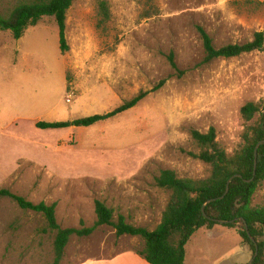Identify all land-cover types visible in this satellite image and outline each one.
<instances>
[{
	"label": "rangeland",
	"instance_id": "rangeland-1",
	"mask_svg": "<svg viewBox=\"0 0 264 264\" xmlns=\"http://www.w3.org/2000/svg\"><path fill=\"white\" fill-rule=\"evenodd\" d=\"M19 1L0 0V13L8 17ZM99 1H74L64 54L53 17L20 40L0 31V189L55 203L62 229L94 226L99 200L114 222L124 216L154 231L171 195L156 185L161 171L179 179L211 175L194 157L201 150L191 132L214 128L232 155L243 144L241 109L264 99V52L204 63L198 27L216 48L251 42L264 33V0H106L105 32L97 27ZM163 80L133 109L92 127L36 128L106 114ZM263 204L264 182L252 205ZM205 230L188 243L186 264H249L252 254L234 230ZM55 235L42 215L0 198V264H54ZM144 244L104 225L73 236L60 264H137Z\"/></svg>",
	"mask_w": 264,
	"mask_h": 264
},
{
	"label": "trees",
	"instance_id": "trees-1",
	"mask_svg": "<svg viewBox=\"0 0 264 264\" xmlns=\"http://www.w3.org/2000/svg\"><path fill=\"white\" fill-rule=\"evenodd\" d=\"M75 0H20L8 17L0 13V31H9L15 40H20L28 27L36 26L43 17L55 18L59 29V46L61 53L69 50L66 37L67 15ZM251 3H259L251 0ZM99 30L105 32L111 19L109 4L106 0L98 4ZM201 36L205 60L211 63L217 59H232L253 52H264V33L257 32L251 42L245 44H229L216 48L213 39L202 28L198 27ZM173 69L178 70L171 56ZM166 80L159 83L150 92H140L111 112L103 115L79 119L73 122H37L40 130H59L67 128L92 127L107 121L138 105L147 95L158 91ZM246 124L242 134L243 144L234 154L229 155L216 140V131L211 128L207 133L197 130L191 132V138L200 148L194 155L200 161L211 166V175L205 180L179 179L172 170H163L156 177L157 187L171 193L170 201L162 215L159 226L150 231L144 227L127 223L124 216L114 222V211L103 202L95 201L97 222L94 226L82 229H62L57 220V205L41 202L35 204L24 197L12 193L8 189H0V198H9L22 210L40 214L47 222L50 231L55 232L54 264H60L66 254V248L73 236H90L100 226L108 225L115 229L118 237L129 235L140 237L145 244L136 253L149 264H186V246L193 235L200 229L211 230L220 225L215 220L236 221L224 225L233 229L248 248L252 258L259 255L252 264H264V204L253 207V198L264 182V144L258 150L257 169L255 167V149L260 141H264V99L260 102H249L241 109ZM229 192L222 200L207 204L212 199L225 195L230 178ZM251 181V182H248ZM205 206L204 216L202 209ZM247 227V228H246ZM249 233V234H248ZM254 241H252V239Z\"/></svg>",
	"mask_w": 264,
	"mask_h": 264
},
{
	"label": "water",
	"instance_id": "water-1",
	"mask_svg": "<svg viewBox=\"0 0 264 264\" xmlns=\"http://www.w3.org/2000/svg\"><path fill=\"white\" fill-rule=\"evenodd\" d=\"M263 144H264V141H260V142L257 144L256 149H255V167H254V171H255V173H256V169H257L258 150H259L260 146H262ZM241 177H242L241 175H236V176L230 178L229 181H228V183H227L228 186H227V191H226L225 195L221 196V197L218 198V199H212V200L208 201L207 204H209V203H211V202H214V201H216V200H222V199H224V197H225V196L228 194V192H229V186H230L232 180L235 179V178H241ZM248 182H251V181H248ZM207 204H205L204 207H203V209H202V212H203L204 216H206V213H205V206H206ZM215 222H217V223H219V224H222V225H226V224H230V223H233V222H236V221H228V222H225V221L215 220ZM246 228H247V227H246ZM248 234H249V233H248ZM251 239H252V241H254L253 238H251ZM258 255H259V248H258V246L256 245V253H255V256L250 260L249 264H252Z\"/></svg>",
	"mask_w": 264,
	"mask_h": 264
},
{
	"label": "crops",
	"instance_id": "crops-1",
	"mask_svg": "<svg viewBox=\"0 0 264 264\" xmlns=\"http://www.w3.org/2000/svg\"><path fill=\"white\" fill-rule=\"evenodd\" d=\"M206 229V228H205ZM205 229H203V230H205ZM214 229V228H213ZM213 229H211V230H205L206 232H211V231H213ZM228 229V228H227ZM201 230V229H200ZM230 230H233V229H230ZM235 231V230H234ZM236 232V231H235ZM195 235V234H194ZM193 235V236H194ZM192 239V238H191ZM191 241V240H190ZM189 241V242H190ZM188 245V244H187ZM244 246V245H243ZM244 247H246V246H244ZM186 248H187V246H186ZM247 248V247H246ZM248 249V248H247ZM245 250V249H244ZM249 251V250H248ZM250 252V251H249ZM139 256V255H138ZM140 257V256H139ZM140 260L139 261H137V264H149L148 262H146L142 257H140L139 258ZM186 259H187V249H186Z\"/></svg>",
	"mask_w": 264,
	"mask_h": 264
},
{
	"label": "built area",
	"instance_id": "built-area-1",
	"mask_svg": "<svg viewBox=\"0 0 264 264\" xmlns=\"http://www.w3.org/2000/svg\"><path fill=\"white\" fill-rule=\"evenodd\" d=\"M70 102V101H69Z\"/></svg>",
	"mask_w": 264,
	"mask_h": 264
}]
</instances>
